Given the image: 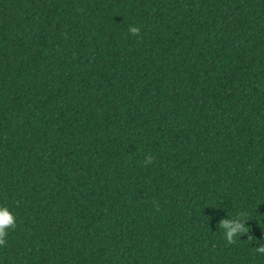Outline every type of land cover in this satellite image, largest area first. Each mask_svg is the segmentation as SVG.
Masks as SVG:
<instances>
[{"label":"trees","instance_id":"obj_1","mask_svg":"<svg viewBox=\"0 0 264 264\" xmlns=\"http://www.w3.org/2000/svg\"><path fill=\"white\" fill-rule=\"evenodd\" d=\"M0 204V264H264V0H0Z\"/></svg>","mask_w":264,"mask_h":264},{"label":"clouds","instance_id":"obj_2","mask_svg":"<svg viewBox=\"0 0 264 264\" xmlns=\"http://www.w3.org/2000/svg\"><path fill=\"white\" fill-rule=\"evenodd\" d=\"M128 31L131 35H138L140 29L135 26H130ZM147 162L150 163L151 159L148 158ZM248 221L243 213L226 215V218L220 219L219 225L222 229L223 240L229 245L233 244L237 239L240 240V237L248 232V228L246 227ZM16 227V215L6 204H0V247L7 245L9 234ZM255 254L264 255V244L257 243L255 245Z\"/></svg>","mask_w":264,"mask_h":264}]
</instances>
